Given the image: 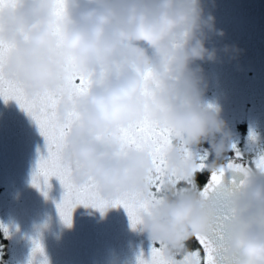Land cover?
Listing matches in <instances>:
<instances>
[{
  "label": "clouds",
  "instance_id": "9594fccd",
  "mask_svg": "<svg viewBox=\"0 0 264 264\" xmlns=\"http://www.w3.org/2000/svg\"><path fill=\"white\" fill-rule=\"evenodd\" d=\"M206 0H4L0 45L2 70L28 95L55 91L76 74L90 86L75 101L65 97L57 120L77 119L64 158L72 181L92 180L105 200L136 193L148 199L156 165L149 150L122 152L117 130L147 116L172 132L157 202L140 215V230L169 258L191 255L189 243L216 233L223 212L227 264H264V169L252 166L230 191L222 212L204 196L194 171L217 172L233 149V133L220 110L206 100L203 63L236 59V45L209 47L224 37ZM260 157V156H259ZM258 157V158H259ZM256 158V159H258ZM202 171V172H203ZM179 181V182H177ZM91 215V213H89Z\"/></svg>",
  "mask_w": 264,
  "mask_h": 264
},
{
  "label": "rangeland",
  "instance_id": "374dc122",
  "mask_svg": "<svg viewBox=\"0 0 264 264\" xmlns=\"http://www.w3.org/2000/svg\"><path fill=\"white\" fill-rule=\"evenodd\" d=\"M206 4L216 27L225 33L208 46L230 44L243 50L236 59L201 64L208 82L206 100L220 110L233 133L235 149L227 156L238 151L251 162L264 155V0ZM241 123L247 124L244 132ZM47 154L34 119L15 100L0 97V231L6 240L0 264H138L141 256L148 260L154 243L139 225L131 227L121 206L102 213L79 204L71 224L63 221L57 209L65 191L60 181L51 177L45 188L41 180L39 189L32 182L40 157ZM34 241L43 247L42 254H33ZM193 250L204 257L203 249Z\"/></svg>",
  "mask_w": 264,
  "mask_h": 264
},
{
  "label": "snow or ice",
  "instance_id": "6c2138e0",
  "mask_svg": "<svg viewBox=\"0 0 264 264\" xmlns=\"http://www.w3.org/2000/svg\"><path fill=\"white\" fill-rule=\"evenodd\" d=\"M4 0H0L3 4ZM8 49L0 45V97L5 102L15 100L21 109L26 111L36 122L41 135L45 138L48 150L47 156H41L35 174L33 175V185L38 189L41 187V180L45 188H49V180L56 177L64 188V195L61 202L57 205V209L63 221L71 224V215L73 209L83 204L85 206H93L102 213L108 207H123L130 220L131 227L135 230L141 222L140 215L142 212L149 210L158 200L160 186L165 176V153L172 143L171 130L160 126L151 121L147 116L130 125L127 128L117 130L116 142L119 144L121 151L128 150H149L153 156V162L156 165L154 175L150 177L153 191L148 199H142L139 194H125L115 200H105L99 191V187L95 181H88L85 184L77 185L72 181V165L67 162L63 155L65 142L71 127L77 119V114L73 112L65 123H60L56 116V107L58 103L68 97L75 101L77 98L86 94L90 79L81 74L73 75L69 78L68 84L55 91H48L36 95H28L24 91L23 85L16 81L7 79L2 70L4 58ZM235 149V145H233ZM201 164L194 171L202 172L205 168L203 161L206 159L201 156ZM243 160V156L237 151L235 159H230L225 166H222L217 172H213L210 176L208 184L201 190L202 195L209 196L214 193L218 186L222 185L226 171H232L238 176H246L252 166L264 169V155L258 159L248 163H237ZM179 182V181H177ZM243 184V179H240ZM233 183H236L235 178ZM47 195V192L44 193ZM227 212H223L220 223L216 228V233L220 239H223L224 221L228 220ZM196 240L202 246L204 251V259L200 264H216L214 253L216 248L212 245L207 237L197 236ZM35 247L33 254L36 252L43 253V247L38 241H34ZM200 260V251L191 253ZM138 264H189L188 257L182 259L169 258L163 254L162 248L152 247L151 255L148 260H144L142 256L139 258Z\"/></svg>",
  "mask_w": 264,
  "mask_h": 264
},
{
  "label": "water",
  "instance_id": "95a60500",
  "mask_svg": "<svg viewBox=\"0 0 264 264\" xmlns=\"http://www.w3.org/2000/svg\"><path fill=\"white\" fill-rule=\"evenodd\" d=\"M229 160H226L227 164ZM237 163H245L246 166H248V163L244 161H237ZM235 178L236 183H233V179ZM241 176L236 175L232 171H226L223 182L221 186H218L216 191L212 193V199L217 202L218 207L223 212L227 207V201L229 197L230 191L237 185V183L240 181ZM210 180V176L208 179V182ZM207 182V184H208ZM206 184V185H207ZM208 240L211 241L212 245L216 248V252L214 253L216 257V264H227L226 257L224 255L225 249H226V240H227V233L223 229V239H220L218 234L215 233L212 236L208 237Z\"/></svg>",
  "mask_w": 264,
  "mask_h": 264
},
{
  "label": "trees",
  "instance_id": "16d2710c",
  "mask_svg": "<svg viewBox=\"0 0 264 264\" xmlns=\"http://www.w3.org/2000/svg\"><path fill=\"white\" fill-rule=\"evenodd\" d=\"M240 129L243 132L246 131L247 130V124L246 123H241ZM203 146L206 149H208V147H209L206 143ZM242 156H243V160H241V161H244L246 163H249L250 162L246 155H242ZM205 158L206 159H209V160L211 159V157L208 156V153H207V157H205ZM230 159H233V160L235 159V153L234 152L230 153L227 156V159L226 160H230ZM209 176H210V173L207 172V171H203V172H198L197 173L198 183H199V185L201 186L202 189H204V187L206 186V184L208 182V179H209ZM2 238H3V235H2V233L0 231V249H2V247L5 246V244H6V240L5 239H2ZM189 248H191V249H195V248H201V249H203L202 246L199 244V242L197 240L191 241L189 243ZM5 254L6 253H1V256L4 257Z\"/></svg>",
  "mask_w": 264,
  "mask_h": 264
},
{
  "label": "flooded vegetation",
  "instance_id": "af4514ba",
  "mask_svg": "<svg viewBox=\"0 0 264 264\" xmlns=\"http://www.w3.org/2000/svg\"><path fill=\"white\" fill-rule=\"evenodd\" d=\"M203 254V256H204V253H202Z\"/></svg>",
  "mask_w": 264,
  "mask_h": 264
}]
</instances>
